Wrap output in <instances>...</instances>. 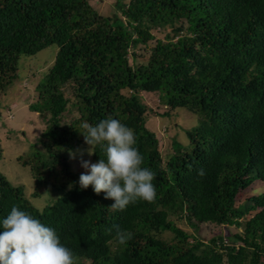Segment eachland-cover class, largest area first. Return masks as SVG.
I'll list each match as a JSON object with an SVG mask.
<instances>
[{"label": "trees", "instance_id": "obj_1", "mask_svg": "<svg viewBox=\"0 0 264 264\" xmlns=\"http://www.w3.org/2000/svg\"><path fill=\"white\" fill-rule=\"evenodd\" d=\"M115 1L101 15L90 0H0V107L22 58L57 47L29 104L45 128L22 162L32 197L57 198L39 210L0 172V221L13 206L30 213L75 264H262L264 192L237 200L256 181L264 188V0ZM142 93L159 94L165 115L183 108L199 117L168 155L147 127ZM109 116L134 130L142 166L156 174L151 203L113 210L105 193L79 187L68 150L84 142L82 123ZM201 224L244 228L205 243L186 229ZM116 226L133 234L126 245L115 241Z\"/></svg>", "mask_w": 264, "mask_h": 264}, {"label": "clouds", "instance_id": "obj_2", "mask_svg": "<svg viewBox=\"0 0 264 264\" xmlns=\"http://www.w3.org/2000/svg\"><path fill=\"white\" fill-rule=\"evenodd\" d=\"M81 128L87 155L96 154L99 148L103 157L96 163L81 159L86 171L79 176L80 189L91 186L97 195L105 193V199L114 201L113 210L123 211L140 200L153 202L156 174L142 166L144 157L135 146L134 130L111 116L95 125L84 122ZM68 152L74 159L76 152ZM0 227V264H75L73 250L61 242L56 231L17 206L0 221ZM132 237L130 231L115 227L114 239L119 245H126Z\"/></svg>", "mask_w": 264, "mask_h": 264}, {"label": "rangeland", "instance_id": "obj_3", "mask_svg": "<svg viewBox=\"0 0 264 264\" xmlns=\"http://www.w3.org/2000/svg\"><path fill=\"white\" fill-rule=\"evenodd\" d=\"M115 2V0H90L91 5L101 15H111ZM56 54L57 47L51 46L29 60L22 58L21 62H24V60L26 62L23 63L20 70L22 72L21 78L15 86L11 87L9 95L4 99L0 107V146L2 150L0 172L13 185L24 187L26 196L39 210H42L46 205L55 200L57 198L56 193H44L38 198H33L35 181L31 176L30 168L24 167L22 162L30 160L33 157L32 146L36 145L40 140L41 133L45 128L40 115L29 110V104L35 101L36 83L51 68L56 59ZM142 98L152 109V113L148 114L147 127L156 132L161 142L163 155L170 154V146L173 139L187 141L184 134L185 130H191L200 123L197 115L183 108L176 109L175 111H171L169 115H165L169 112V108L162 104V102L160 103L159 94L157 93H142ZM87 147L82 142L74 150L76 152L74 159H70L69 153L67 154L68 162L74 173L81 174L86 171L81 167V159L90 160L92 163H95L92 156L87 155ZM81 152H83V156H81ZM263 192L262 183L256 181L254 186L240 194L237 206L244 199L253 195H261ZM258 209L261 210L260 208ZM242 222L244 224L245 219H242ZM243 228L244 225L241 228H236L234 226L221 227L214 224H201L196 231L186 226L188 231L192 232L194 236L205 243L212 238L220 236L227 239L228 233H243ZM160 237L170 240L172 235L163 233L160 234ZM84 264H89V261H84ZM262 264H264V259L262 260Z\"/></svg>", "mask_w": 264, "mask_h": 264}]
</instances>
